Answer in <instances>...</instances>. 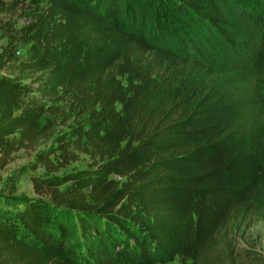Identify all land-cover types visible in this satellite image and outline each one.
<instances>
[{"label":"trees","instance_id":"16d2710c","mask_svg":"<svg viewBox=\"0 0 264 264\" xmlns=\"http://www.w3.org/2000/svg\"><path fill=\"white\" fill-rule=\"evenodd\" d=\"M31 5L43 12L0 69L40 75L35 88L0 75V167L48 138L49 171L90 162L32 175L51 202L0 193V264H222L216 233L264 208V39L241 19L264 18V0ZM226 48L240 51L228 63ZM59 100L78 119L54 135Z\"/></svg>","mask_w":264,"mask_h":264},{"label":"rangeland","instance_id":"374dc122","mask_svg":"<svg viewBox=\"0 0 264 264\" xmlns=\"http://www.w3.org/2000/svg\"><path fill=\"white\" fill-rule=\"evenodd\" d=\"M7 4L0 9V53L9 42L10 35H18L22 27L33 23L36 19L35 15L43 12L38 6H27L28 0L23 5L16 8L9 6L11 0H4ZM42 6L45 5L41 4ZM242 22L247 24L242 35L253 39L255 35L264 39V18L258 13L254 16L250 12L242 11ZM264 16V9L261 11ZM252 29V30H251ZM241 30V29H238ZM16 51L18 57H23L26 53L27 46L21 39L17 40ZM227 47L229 45L226 43ZM202 49L204 46H202ZM237 52L240 51L226 48L224 51L226 57L224 60L228 63L233 60ZM214 53V52H213ZM0 75L8 77H18L24 84L31 87H37L35 79L37 73H30L21 76L16 70L6 69L4 66L0 69ZM263 83L260 82V96L264 100V77ZM51 95L46 101L53 99ZM64 109V117H59L55 122L53 132H64L68 126H72L78 119L73 112L70 111L69 103L66 100L57 102ZM75 118V121H74ZM80 119L85 121L87 116ZM53 138L42 139L34 148L20 149L12 155L11 161L5 166L0 167V193L5 197H23L27 199H35L43 202H51V196L45 189H37L32 179V175L50 177L53 175H64L69 172L77 171L89 164L87 156L80 154L79 158L71 161L69 164L58 168L56 171H49L42 164L37 163L36 156L38 152L52 145ZM54 163L56 161L54 160ZM61 187L60 189H62ZM217 244L222 252V264H264V208L258 213H241L232 217L228 224L216 233ZM189 259L180 260L176 258L173 264L190 263Z\"/></svg>","mask_w":264,"mask_h":264}]
</instances>
